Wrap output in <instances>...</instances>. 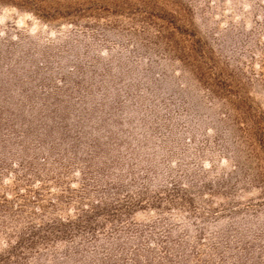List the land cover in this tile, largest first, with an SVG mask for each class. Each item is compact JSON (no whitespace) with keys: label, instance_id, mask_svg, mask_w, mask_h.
Wrapping results in <instances>:
<instances>
[{"label":"rangeland","instance_id":"1","mask_svg":"<svg viewBox=\"0 0 264 264\" xmlns=\"http://www.w3.org/2000/svg\"><path fill=\"white\" fill-rule=\"evenodd\" d=\"M0 264H264V0H0Z\"/></svg>","mask_w":264,"mask_h":264}]
</instances>
